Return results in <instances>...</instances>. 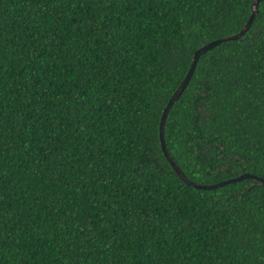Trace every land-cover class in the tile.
Instances as JSON below:
<instances>
[{"label":"trees","instance_id":"trees-1","mask_svg":"<svg viewBox=\"0 0 264 264\" xmlns=\"http://www.w3.org/2000/svg\"><path fill=\"white\" fill-rule=\"evenodd\" d=\"M252 1L0 0V264H264Z\"/></svg>","mask_w":264,"mask_h":264},{"label":"water","instance_id":"water-1","mask_svg":"<svg viewBox=\"0 0 264 264\" xmlns=\"http://www.w3.org/2000/svg\"><path fill=\"white\" fill-rule=\"evenodd\" d=\"M259 1H261V0H253L250 3V13H249L247 19L245 20L244 24L242 25V27L236 33H233V34L227 35V36H222L220 38L208 41L207 43L201 45L200 47H198L197 49H195L193 51L186 73L184 74L183 78L181 79L179 84L176 86L174 91L171 93V95L167 99L164 107L161 110V113H160V116L158 119V123H157V137H158L159 148H160V151H161L163 157L165 158L166 162L169 164V166L171 167V169L173 170L175 175L186 186H190V187L198 189V190H209V189H213L216 187H220V186L228 184V183H233V182L240 181L243 179L252 178V179L258 181L264 187V179L259 178L257 176L252 175V174H249V173H241L235 177L228 178V179L216 182V183H210V184L193 183L187 179V177L182 173V171L178 168V166H176V164L170 159V157L166 151L164 140H163V125H164V121H165L167 112H168L169 108L171 107L172 103L178 98V96L180 95V93L182 92L184 87L186 86V84H187V82H188V80L192 74V71H193V68L195 66V63H196L198 56L200 54L204 53L205 51L209 50L213 46L221 43V42L229 41V40H235V39L241 37L243 35V33L248 29V27H249V25L253 19V16L256 12V7H257V4Z\"/></svg>","mask_w":264,"mask_h":264}]
</instances>
